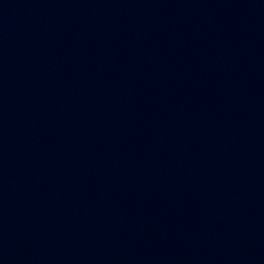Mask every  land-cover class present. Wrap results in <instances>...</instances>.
<instances>
[{
	"label": "water",
	"instance_id": "95a60500",
	"mask_svg": "<svg viewBox=\"0 0 264 264\" xmlns=\"http://www.w3.org/2000/svg\"><path fill=\"white\" fill-rule=\"evenodd\" d=\"M0 264H264V0H0Z\"/></svg>",
	"mask_w": 264,
	"mask_h": 264
}]
</instances>
